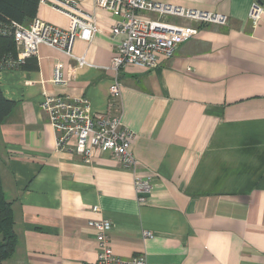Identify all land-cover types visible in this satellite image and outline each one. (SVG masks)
Segmentation results:
<instances>
[{
    "label": "crops",
    "instance_id": "crops-1",
    "mask_svg": "<svg viewBox=\"0 0 264 264\" xmlns=\"http://www.w3.org/2000/svg\"><path fill=\"white\" fill-rule=\"evenodd\" d=\"M153 1L228 23L170 19L199 35L154 70L120 71L121 97L112 99L117 74L109 68L123 37L111 32L126 19L79 0L100 30L91 42H75L73 56L85 65L40 46L30 58L38 69L0 71L2 94L14 103L0 123V180L18 238L4 264H98L91 223L101 220L111 222L110 247L125 261L264 264V15L254 28L256 0ZM37 17L69 27L49 7L39 6ZM57 64L65 86L53 83ZM46 95L87 98L95 113L120 115L137 136L136 166L57 153L39 108ZM139 178L152 191L138 194Z\"/></svg>",
    "mask_w": 264,
    "mask_h": 264
},
{
    "label": "built area",
    "instance_id": "built-area-1",
    "mask_svg": "<svg viewBox=\"0 0 264 264\" xmlns=\"http://www.w3.org/2000/svg\"><path fill=\"white\" fill-rule=\"evenodd\" d=\"M96 9L122 15L125 23L117 24L111 32L113 39L123 37L112 59L110 70L116 72L109 95L112 99L121 97L122 84L119 73L128 66L151 71L158 68L161 59H172L178 48L199 35L194 26L181 25L170 19L185 20L198 24L226 25L228 18L197 10H186L153 0H93ZM39 6L51 8L69 20L67 29L59 28L36 17L28 25L1 24L0 37L13 38L16 59L0 60V71L14 69L31 57H36L40 46L57 50L69 58L73 56L75 42L80 39L91 42L99 33L95 12L86 11L79 0H39ZM154 15L156 18H148ZM264 15V0H256L250 10L249 21L256 28ZM83 66V59L76 60ZM53 83L65 86L62 66L54 69ZM39 108L48 116L55 132L57 153L78 156L84 162H93L98 155H110L126 169L136 166L131 148L137 136L122 125L120 115H101L93 111L87 98L69 96H44ZM136 192L152 191L150 180L137 179ZM141 202L145 199L140 198ZM99 247L98 264H146L143 258L129 261L117 257L110 247L112 224L108 220L94 221Z\"/></svg>",
    "mask_w": 264,
    "mask_h": 264
},
{
    "label": "trees",
    "instance_id": "trees-1",
    "mask_svg": "<svg viewBox=\"0 0 264 264\" xmlns=\"http://www.w3.org/2000/svg\"><path fill=\"white\" fill-rule=\"evenodd\" d=\"M39 0H0V25H28L38 14ZM8 57L16 59V46L13 38L0 37V60L8 62ZM27 59L15 69H38L34 60ZM32 65V66H31ZM14 103L4 98L0 89V123L11 113ZM18 243L12 205L6 200L0 180V264L14 255Z\"/></svg>",
    "mask_w": 264,
    "mask_h": 264
},
{
    "label": "bare ground",
    "instance_id": "bare-ground-1",
    "mask_svg": "<svg viewBox=\"0 0 264 264\" xmlns=\"http://www.w3.org/2000/svg\"><path fill=\"white\" fill-rule=\"evenodd\" d=\"M205 25V24H204Z\"/></svg>",
    "mask_w": 264,
    "mask_h": 264
}]
</instances>
